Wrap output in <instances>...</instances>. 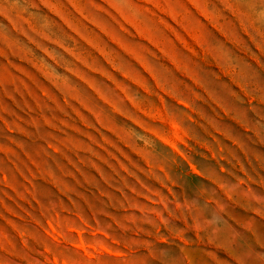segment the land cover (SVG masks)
Returning <instances> with one entry per match:
<instances>
[{
    "label": "rangeland",
    "instance_id": "obj_1",
    "mask_svg": "<svg viewBox=\"0 0 264 264\" xmlns=\"http://www.w3.org/2000/svg\"><path fill=\"white\" fill-rule=\"evenodd\" d=\"M0 264H264V0H0Z\"/></svg>",
    "mask_w": 264,
    "mask_h": 264
}]
</instances>
